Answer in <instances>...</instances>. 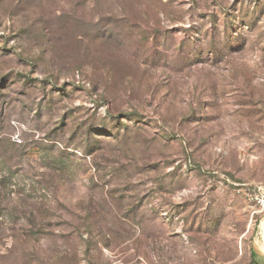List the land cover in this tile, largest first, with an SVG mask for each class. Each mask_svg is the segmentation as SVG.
Returning a JSON list of instances; mask_svg holds the SVG:
<instances>
[{
	"label": "rangeland",
	"instance_id": "obj_1",
	"mask_svg": "<svg viewBox=\"0 0 264 264\" xmlns=\"http://www.w3.org/2000/svg\"><path fill=\"white\" fill-rule=\"evenodd\" d=\"M264 0H0V264H264Z\"/></svg>",
	"mask_w": 264,
	"mask_h": 264
},
{
	"label": "built area",
	"instance_id": "obj_2",
	"mask_svg": "<svg viewBox=\"0 0 264 264\" xmlns=\"http://www.w3.org/2000/svg\"><path fill=\"white\" fill-rule=\"evenodd\" d=\"M255 203L260 212H264V189L260 188L254 197Z\"/></svg>",
	"mask_w": 264,
	"mask_h": 264
},
{
	"label": "trees",
	"instance_id": "obj_3",
	"mask_svg": "<svg viewBox=\"0 0 264 264\" xmlns=\"http://www.w3.org/2000/svg\"><path fill=\"white\" fill-rule=\"evenodd\" d=\"M255 254L254 253H252V263L251 264H258L256 261H255Z\"/></svg>",
	"mask_w": 264,
	"mask_h": 264
},
{
	"label": "crops",
	"instance_id": "obj_4",
	"mask_svg": "<svg viewBox=\"0 0 264 264\" xmlns=\"http://www.w3.org/2000/svg\"><path fill=\"white\" fill-rule=\"evenodd\" d=\"M254 254H255V253H254ZM254 259H255V261L258 263V261L256 260V255H255V258H254ZM258 264H259V263H258Z\"/></svg>",
	"mask_w": 264,
	"mask_h": 264
},
{
	"label": "bare ground",
	"instance_id": "obj_5",
	"mask_svg": "<svg viewBox=\"0 0 264 264\" xmlns=\"http://www.w3.org/2000/svg\"><path fill=\"white\" fill-rule=\"evenodd\" d=\"M264 230V229H263ZM264 236V235H263Z\"/></svg>",
	"mask_w": 264,
	"mask_h": 264
}]
</instances>
